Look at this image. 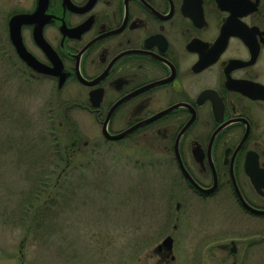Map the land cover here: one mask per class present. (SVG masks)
Segmentation results:
<instances>
[{
  "label": "flooded vegetation",
  "instance_id": "af4514ba",
  "mask_svg": "<svg viewBox=\"0 0 264 264\" xmlns=\"http://www.w3.org/2000/svg\"><path fill=\"white\" fill-rule=\"evenodd\" d=\"M0 39L14 77L99 128L101 142L76 130L66 160L137 150L171 172L173 232L192 199L217 212L204 264H264V0H0Z\"/></svg>",
  "mask_w": 264,
  "mask_h": 264
},
{
  "label": "rangeland",
  "instance_id": "374dc122",
  "mask_svg": "<svg viewBox=\"0 0 264 264\" xmlns=\"http://www.w3.org/2000/svg\"><path fill=\"white\" fill-rule=\"evenodd\" d=\"M60 105L51 85L22 84L0 59V264H204L201 227L213 222L207 239L218 238L217 212L192 199L175 233L166 167L106 145L66 160L72 124L83 139H102L94 122ZM166 236L174 262L153 252Z\"/></svg>",
  "mask_w": 264,
  "mask_h": 264
},
{
  "label": "water",
  "instance_id": "95a60500",
  "mask_svg": "<svg viewBox=\"0 0 264 264\" xmlns=\"http://www.w3.org/2000/svg\"><path fill=\"white\" fill-rule=\"evenodd\" d=\"M20 21H17L16 18H13L9 22V37L13 45L16 47V51L18 56L26 62V64H29L30 66H35L34 62L31 60L29 55L25 52L24 48L22 47L19 39V25ZM102 134L105 138H111L109 137V134L106 132V130H102ZM159 248H164L168 253L171 252L172 249V239L171 237H166L161 244L158 246Z\"/></svg>",
  "mask_w": 264,
  "mask_h": 264
},
{
  "label": "trees",
  "instance_id": "16d2710c",
  "mask_svg": "<svg viewBox=\"0 0 264 264\" xmlns=\"http://www.w3.org/2000/svg\"><path fill=\"white\" fill-rule=\"evenodd\" d=\"M67 122H69L70 123V121L69 120H66ZM64 126V124H61V127H63ZM74 126V125H73ZM60 127V126H59ZM59 129H61V128H59ZM75 130H73L71 133H70V139L73 137V136H75ZM52 134V135H50V136H48V138H49V142L53 145V144H56L57 142H58V138H59V136H58V133L56 132V133H54L53 132V130L51 129V131L49 132V134ZM54 135H55V137H54ZM57 137V138H56ZM45 186H46V183L45 182H42V183H40V191L38 192V193H42V191H41V188H45ZM55 187V186H54ZM53 188V187H52ZM52 188H50V190L52 189ZM38 193H36L32 198L33 199H35V200H38V199H40L41 197H40V195H38ZM49 193V192H48ZM48 200H50L49 199V196L47 195L45 198H44V200L41 202V203H39L38 204V207L39 206H41L42 204H43V202L44 201H48ZM44 213H46V211L44 210ZM32 216H42V212L40 211H38L37 210V212H34L33 213V215Z\"/></svg>",
  "mask_w": 264,
  "mask_h": 264
}]
</instances>
